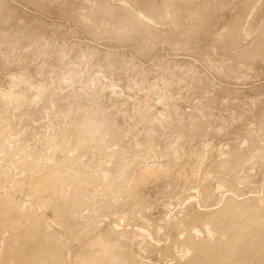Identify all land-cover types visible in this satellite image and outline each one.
I'll return each instance as SVG.
<instances>
[{"label":"rangeland","instance_id":"obj_1","mask_svg":"<svg viewBox=\"0 0 264 264\" xmlns=\"http://www.w3.org/2000/svg\"><path fill=\"white\" fill-rule=\"evenodd\" d=\"M0 264H264V0H0Z\"/></svg>","mask_w":264,"mask_h":264}]
</instances>
